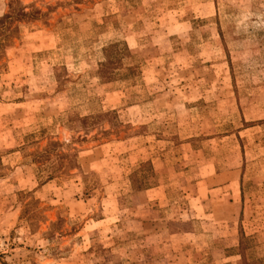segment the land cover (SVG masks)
<instances>
[{
    "label": "rangeland",
    "instance_id": "rangeland-1",
    "mask_svg": "<svg viewBox=\"0 0 264 264\" xmlns=\"http://www.w3.org/2000/svg\"><path fill=\"white\" fill-rule=\"evenodd\" d=\"M0 264H264V0H0Z\"/></svg>",
    "mask_w": 264,
    "mask_h": 264
}]
</instances>
